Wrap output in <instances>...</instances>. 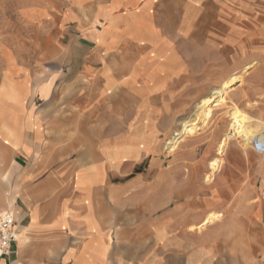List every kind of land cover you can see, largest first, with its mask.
I'll use <instances>...</instances> for the list:
<instances>
[{
	"label": "crops",
	"instance_id": "crops-1",
	"mask_svg": "<svg viewBox=\"0 0 264 264\" xmlns=\"http://www.w3.org/2000/svg\"><path fill=\"white\" fill-rule=\"evenodd\" d=\"M15 1L16 23L7 4L0 9V214L15 212L18 237L0 264H153L155 245L158 264L216 261L191 228L216 202L201 203L202 185L177 180L154 204L144 175L122 181L149 156L143 139L154 145L179 116L191 65L167 33L186 31L176 17L199 8L192 0ZM196 172L176 166L161 182ZM228 176L204 187L225 192Z\"/></svg>",
	"mask_w": 264,
	"mask_h": 264
},
{
	"label": "rangeland",
	"instance_id": "rangeland-1",
	"mask_svg": "<svg viewBox=\"0 0 264 264\" xmlns=\"http://www.w3.org/2000/svg\"><path fill=\"white\" fill-rule=\"evenodd\" d=\"M192 2L199 10H212L215 6L220 14L206 16L200 12L191 17H187V14L186 17H176L180 24L184 22L188 31L168 32L167 35L183 45L185 61L191 65V70L186 73L184 94L179 97V116L174 115L172 125L157 137L154 145L143 139L140 145L146 146L147 153L150 154L139 164L136 173L122 177V181L144 175L148 183H153L149 194L155 203L160 201L161 195L168 188L175 186L177 180L188 179V190L192 186L193 191H196L202 185V196L215 199L216 202L213 207L207 208L210 211L202 213L200 220L195 222V225H200L191 228L203 232H198L202 243L211 244L218 251L219 256L212 264H264V200L260 208L256 206L264 198V155L260 156L257 152L258 149L264 150L259 144V137L264 132V0ZM16 3L15 0H0V9L2 6L6 8L7 4V19L11 24L17 22ZM5 18L0 10V21ZM136 33L138 32H132L134 36ZM119 50L120 48L118 52ZM233 74L240 75V80L225 92L221 101L211 107V112L197 113L201 110L200 103L211 95L212 90L221 89ZM176 106L175 103L174 107ZM243 113L252 120L247 131L252 135L257 133L253 136L249 153L240 150L244 143L242 138L231 136L235 132L234 116ZM189 118H198L194 122L193 131L184 137L175 150L167 151L165 144L181 128L182 122ZM224 140L230 141L235 151L229 149L222 155L219 154L218 147ZM157 158L159 162L152 165ZM182 158L186 159L184 163ZM218 160L222 167L220 166L218 173H213L212 166ZM174 161H177V165ZM182 165L186 168L195 166L196 174L174 176L169 180L168 186L161 182V171ZM227 173L230 184L233 185L227 191H216L213 186L208 190L204 187L212 185L214 179L218 178L219 182L222 175ZM210 178L211 181H207ZM139 195L137 199L140 198ZM176 200L167 208L155 207L153 214L162 215L174 207ZM211 213H221L223 216L201 228ZM246 213L250 218L248 228L240 224L241 216ZM242 231H251L248 238L240 235ZM162 235L160 233L157 237V243L164 241L165 237ZM155 246L153 264H158ZM169 264L178 262L169 257Z\"/></svg>",
	"mask_w": 264,
	"mask_h": 264
},
{
	"label": "bare ground",
	"instance_id": "bare-ground-1",
	"mask_svg": "<svg viewBox=\"0 0 264 264\" xmlns=\"http://www.w3.org/2000/svg\"><path fill=\"white\" fill-rule=\"evenodd\" d=\"M199 12H203L204 15H206V16L220 14V11H218V8L215 7V6L212 7V10L211 9L204 8L203 10H199ZM187 17H188V15H187ZM240 77L241 76L238 75V74H233V75H231L229 77L228 81L226 82V84L221 89H214V90H212L211 95L208 98L204 99L200 103L201 104V110L197 111V113H200L202 111V114H209L211 112V107L214 104H216L219 101H221V99L224 96L225 92L228 91V90H230L240 80ZM236 113H238V112H236ZM243 115H244V113L243 114H237V115L234 116L233 126L235 127V132L232 133L231 136L234 137V138H236V139L242 138L244 143L241 145V147H240L241 149L240 150L241 151H244L245 153H249V150H250V147H251V144H252V140H253V136L257 135V133L256 134L254 133L255 135H252V133L250 134L247 131L249 129V127H251V121L252 120H251L250 117H248L246 115L243 116ZM197 119L198 118H192V119L189 118V119L184 120L182 122V124H181V128L178 129V130H176L173 133V135L170 137L169 141L165 144V149L167 151H169V152L175 150V148L182 142V140L184 139V137L187 134H189V133H191L193 131V125H194L195 120H197ZM237 143L241 144V142H237ZM254 144H255V142H254ZM259 144L261 145V148L264 149V132L262 133V136L259 137ZM229 149L235 151L233 149V147H231V143L228 140L222 141L220 143L219 147H218L219 154H221V155L223 153H225L226 151H228ZM258 150H257L258 154L260 156H263L264 155V150H262V151H260V150L258 151ZM220 164H221L220 163V160L216 161L213 164L212 169L210 168L213 171V173L214 172L218 173V171L220 169V166H221ZM207 181H211V178L210 179H207ZM203 200H204V196H202L201 203L203 205H205V202ZM222 216H221V213H211L209 216H207V218L205 217L206 220L204 221V223L200 227L201 228L206 227V226L210 225V223L215 222L217 220H220V218Z\"/></svg>",
	"mask_w": 264,
	"mask_h": 264
},
{
	"label": "built area",
	"instance_id": "built-area-1",
	"mask_svg": "<svg viewBox=\"0 0 264 264\" xmlns=\"http://www.w3.org/2000/svg\"><path fill=\"white\" fill-rule=\"evenodd\" d=\"M17 216L13 210L0 214V257H11L15 252L18 233Z\"/></svg>",
	"mask_w": 264,
	"mask_h": 264
}]
</instances>
